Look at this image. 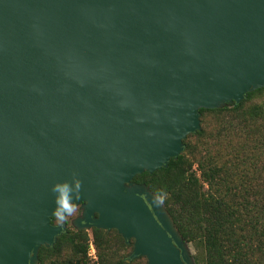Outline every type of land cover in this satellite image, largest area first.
Instances as JSON below:
<instances>
[{
	"label": "water",
	"instance_id": "obj_1",
	"mask_svg": "<svg viewBox=\"0 0 264 264\" xmlns=\"http://www.w3.org/2000/svg\"><path fill=\"white\" fill-rule=\"evenodd\" d=\"M264 87V0H0V264H38L65 226L116 230L124 261L194 264L136 175L166 168L200 109Z\"/></svg>",
	"mask_w": 264,
	"mask_h": 264
},
{
	"label": "trees",
	"instance_id": "obj_2",
	"mask_svg": "<svg viewBox=\"0 0 264 264\" xmlns=\"http://www.w3.org/2000/svg\"><path fill=\"white\" fill-rule=\"evenodd\" d=\"M199 112L201 129L186 137L183 152L133 182L163 196L194 264H264V87L234 106ZM90 230H66L39 249L38 264H147L117 256L128 246L116 230Z\"/></svg>",
	"mask_w": 264,
	"mask_h": 264
},
{
	"label": "clouds",
	"instance_id": "obj_3",
	"mask_svg": "<svg viewBox=\"0 0 264 264\" xmlns=\"http://www.w3.org/2000/svg\"><path fill=\"white\" fill-rule=\"evenodd\" d=\"M79 188L80 181L75 177L71 182H58L52 186L51 191L55 205L52 216L58 223L63 224L76 211L74 200L77 198ZM155 200L157 203H162L163 196L157 195Z\"/></svg>",
	"mask_w": 264,
	"mask_h": 264
},
{
	"label": "rangeland",
	"instance_id": "obj_4",
	"mask_svg": "<svg viewBox=\"0 0 264 264\" xmlns=\"http://www.w3.org/2000/svg\"><path fill=\"white\" fill-rule=\"evenodd\" d=\"M257 100H258V98L256 99V101ZM196 168H197V165L194 164V169H196ZM75 209H76V211L73 213V215H71L70 217H68V219L63 223V225L65 226V231L66 230H73V231L74 230H79V229L76 228V226L74 224V221H75L76 218L80 217L81 214H82V204H75ZM52 222L55 225H61L60 223H58L55 220V218H53V221ZM84 230L90 235V232H91L90 229H84ZM132 242H133V240L131 239L129 246L127 248H125V249L119 250L117 252V256L126 258L130 254V252H131ZM185 246H186V251H187L189 257H191V259H193V256L195 254V251H194L192 245L189 244V243H185ZM93 247H94V245H93ZM87 256L92 261H95L96 260V258H97L96 257L97 256V252H96L95 247H94V254H92V255H89L88 254ZM142 262H144L143 259H142Z\"/></svg>",
	"mask_w": 264,
	"mask_h": 264
},
{
	"label": "built area",
	"instance_id": "obj_5",
	"mask_svg": "<svg viewBox=\"0 0 264 264\" xmlns=\"http://www.w3.org/2000/svg\"><path fill=\"white\" fill-rule=\"evenodd\" d=\"M88 252H89V253H88L89 255L94 254V247H93L92 242L89 243V250H88Z\"/></svg>",
	"mask_w": 264,
	"mask_h": 264
}]
</instances>
